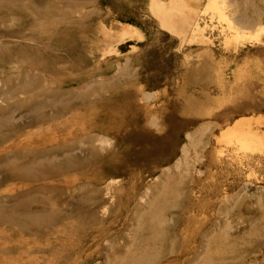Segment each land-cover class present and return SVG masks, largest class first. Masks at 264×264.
<instances>
[{
  "label": "rangeland",
  "instance_id": "obj_1",
  "mask_svg": "<svg viewBox=\"0 0 264 264\" xmlns=\"http://www.w3.org/2000/svg\"><path fill=\"white\" fill-rule=\"evenodd\" d=\"M16 1L0 10V46L13 47L0 115L58 117L9 136L0 168L21 170L38 148L54 175L4 181L0 203L48 213L94 196L49 231L3 222L0 262L264 264V0ZM71 154L63 169L49 160ZM14 246L27 253L16 262L2 252Z\"/></svg>",
  "mask_w": 264,
  "mask_h": 264
},
{
  "label": "bare ground",
  "instance_id": "obj_2",
  "mask_svg": "<svg viewBox=\"0 0 264 264\" xmlns=\"http://www.w3.org/2000/svg\"><path fill=\"white\" fill-rule=\"evenodd\" d=\"M215 3H216V1H213V4H215ZM3 4H5V5L3 6ZM22 7H23L22 4H20L16 0H6V1L5 0H1V4H0V10L10 9L12 11H16L18 9L22 10ZM37 9H38V11L41 14L46 12L45 11L46 8H43L42 6L38 5ZM159 17H161V15H159ZM6 33L10 34V31L7 30ZM16 36H18V35H16ZM12 49H13L12 42L5 43L4 46H0V56H4L6 58L7 62L11 60V57H12L11 56L12 55L11 54V50ZM22 49L23 48L17 49V51H18L17 53H18L19 56L20 55H22V56L24 55V54H22L24 52V50H22ZM21 60H23V58ZM21 63H22V61H21ZM0 64L5 65L4 62H1ZM12 64H14V63H12ZM26 86H28V85L22 83L20 86L15 87L14 89H12L9 92L11 93V92H13V91H15L17 89H20V88L24 89V87H26ZM6 94L8 95L9 93H6ZM59 103H60V100H54V101H51V105L50 106H52V107L53 106H58ZM66 108L67 107H65V109ZM49 109H50V111H49ZM49 109H44V108H42L41 105L40 106H33L32 108H29V110L26 111L21 116V118H19V120L12 113H10L9 115H6V116L5 115H0V126L5 128V133H1L0 134V145L5 143L8 140L9 136L14 135L18 131H21V130H23L25 128H28V127H30L32 125L41 123L44 120L52 119V118H54V116L58 117V114L55 115V113H57V112H51V111H54V110H52L51 108H49ZM62 109H64V107L62 105L60 107H58V109H57L58 113ZM242 124H243L242 122H236L235 126L238 127V126H241ZM250 132L251 131H249L247 133V135L241 136L242 139H240V142L252 140V139H254L256 137L253 133H250ZM88 134H90V133H88ZM233 134H235V133L233 132ZM225 137L226 136L223 135V137L220 138L219 140L222 141ZM88 138L91 139V138H94V137H92V135L90 134L88 136ZM89 139H87V141ZM96 139L94 138V140H96ZM233 143H234V141H233ZM88 144H90V142ZM92 146H94V145H92ZM92 146L89 148L90 151H93V150L95 151V149L92 148ZM262 146H264V143L263 142H258L257 145H256V148L259 149V150H262L263 149ZM86 149L89 152L88 148H86ZM263 150L260 151V152H263ZM42 152H43L42 150H39L38 148H34L28 155L24 156V158L26 159L27 163L19 171H17V170H6V168H3V167L11 165V159H10L7 165L4 164L5 166H2L0 168V184L3 183L4 181H7V180L14 181V180H25V179H28V180H31V181H34V180L35 181H39L41 179L49 178L51 175H54L53 173L50 174V170L48 171V170L43 169V167H40V162L44 160V157L41 156ZM220 154L222 155V153H220ZM72 155L73 154H71L70 156L69 155H64V156L62 155V157L56 156L54 158H50L49 160H51V162L52 161L61 162L62 165L59 164V167H58V170H59V169H63L66 165L71 163L73 158H74V161L76 160V158L74 156H72ZM77 159H78V157H77ZM5 160H8V158H6ZM79 160H81V159L79 158ZM5 163H7V161H5ZM65 163H67V164H65ZM104 177H106V174H105ZM90 181L91 180L86 179V178H84V180L81 181L83 186H84V188L87 187V185L90 183ZM72 185H75V183L72 184ZM75 186H76V188L78 187L77 185H75ZM71 196L72 197H71L70 200H67L65 203H63V204H66V205H61L58 209H54V211L48 212V213H45V212L44 213H42V212L38 213L39 212L38 209L37 210L36 209H32L31 208V204H30V202H31L30 199H27V200L26 199H22V200H20L19 203H0V212L1 213H8V216L0 217V226H1V224L3 222L10 221V222H13V223L19 225L20 228L27 229V231L29 233L27 235H30L31 233L34 232L32 225H40L43 228H46L47 231H49L51 229L56 228L54 226V224H56V223H59V222H63L64 223L65 221L72 220L75 217H79L78 218V220H79L81 218V216L79 214V211L80 212L82 210H84V212L87 211V209L84 206V203L87 202L88 200H90L94 195H93L92 191L84 190V192H80L79 191L78 194L71 195ZM36 201H39V200H36ZM45 201H47V203H51L50 199H46ZM70 201H72V202H70ZM70 203H73V204H70ZM13 213H15V214H13ZM42 214H45L46 216L45 217L40 216ZM188 215H189V213H188ZM193 216L194 215H192L191 217H193ZM188 219H190V218H188ZM208 232H210V231H208ZM27 235L26 234L21 235L22 238L24 239V240L21 241L22 243L27 242V240H26V236ZM20 245H22V244H20ZM5 250H8L10 253H17V258L15 259V262L19 258L22 259V254H25V255L27 254V253H25V251H21V248L19 246H17V247L14 246V247H11V248L4 249V250H2V252L5 251ZM147 258H148V256H147ZM137 262H138V264H144V263L146 264L147 263V261L145 262V260H143L141 262L138 261V260H134L132 262V264H137ZM3 263H5V262H3ZM3 263L0 262V264H3ZM9 263H11V262H9ZM12 264H19V263H12ZM21 264H40V262L27 261V262H23V263L21 262Z\"/></svg>",
  "mask_w": 264,
  "mask_h": 264
},
{
  "label": "crops",
  "instance_id": "obj_3",
  "mask_svg": "<svg viewBox=\"0 0 264 264\" xmlns=\"http://www.w3.org/2000/svg\"><path fill=\"white\" fill-rule=\"evenodd\" d=\"M163 142V141H162ZM174 155H175V152L174 151H172V149L168 152V159L166 160V161H164V162H161V163H157V164H164V163H167V162H169L171 159H173V157H174ZM147 172H149V170H147ZM155 172H157V170L155 169ZM150 173H152V172H150ZM141 177H143V175L141 176Z\"/></svg>",
  "mask_w": 264,
  "mask_h": 264
}]
</instances>
